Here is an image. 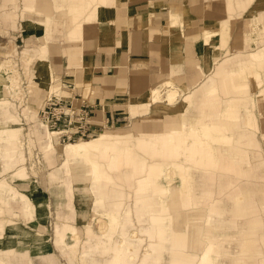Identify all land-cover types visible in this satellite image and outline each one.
I'll return each instance as SVG.
<instances>
[{
  "label": "bare ground",
  "instance_id": "bare-ground-1",
  "mask_svg": "<svg viewBox=\"0 0 264 264\" xmlns=\"http://www.w3.org/2000/svg\"><path fill=\"white\" fill-rule=\"evenodd\" d=\"M46 1L23 0L20 8L23 9L21 15L23 17H32V13L38 15L39 19L37 20L42 21L39 24L40 32L43 34L46 27L52 26L50 24L52 19L57 20V23L53 24L59 26L58 19H54L51 14H43L42 7L46 5ZM50 1H52V6L56 11H63L66 16H69L67 19L70 20L72 27L67 38L70 41L81 40L83 18L91 7H110L117 3V0ZM13 3L15 4V0ZM176 11L178 13L169 12L172 26L175 29L179 27L180 21H182L181 11ZM15 14L11 13L9 8L3 11L4 17L13 18ZM218 31L220 29L204 32L202 43L204 50L215 45L216 35L222 36L221 31ZM43 49L47 52L46 47ZM214 59H218V54L213 55ZM256 62H259L264 68V48L262 54L251 56V61L245 60L242 54L233 52L232 55L226 56L218 62L217 75L209 74L195 92H186L183 87L178 86L172 80H167L141 96L153 104L154 115L159 116V118L164 115L166 110L178 106L180 111L174 112L165 121H143L135 125L137 126L136 129H101L94 136L70 140L62 146L63 159L60 170L67 175L73 173L74 176H77L78 171L74 165L82 166L83 176L87 181L90 180L93 183L89 191L94 193L96 204L103 208L104 213L110 218L111 231L107 233L108 237L113 236L114 231L121 223V210L125 198L124 182H128L129 186L133 187L137 209L142 212L145 211L147 220L154 225L152 231H147L152 251L149 247H144L145 254H151L156 248H160L161 251L164 250L166 243L174 238L176 245L183 248L180 254L183 259H173L171 264H211L215 260L213 252L216 243L211 238L213 225L206 209L197 208L196 214L190 218L184 214L186 210L196 208L192 197L196 174L208 182L214 179V172L219 169L236 171L241 174L252 173L250 153L245 145L259 146L260 141L257 136L259 121H256V116L247 105H244L245 108L243 109H238L237 104L239 102L249 101L247 96L240 98L236 95L228 99L222 98L221 87H226L227 82L226 80L223 81L221 76L222 74L227 77L234 76L237 71L248 68L250 64H258ZM3 65H0L1 77L7 73V62ZM35 66L38 67L36 77H44L50 74V64L47 62H38ZM52 67L54 68L53 65ZM261 76L260 71H255L251 75V85L254 89L256 85L258 86L255 100L257 102H260L264 97V82L261 83ZM41 83L47 86L48 96L61 93L58 78L52 77L45 82L41 81ZM4 85L1 93L7 94L10 88L7 83ZM164 85L165 87L167 85L168 89L166 94L164 93L166 98L161 100ZM247 86L243 89V95L244 93L249 94L251 90ZM261 87L263 88L259 89ZM37 93L40 91L37 90ZM132 100L136 101L137 98ZM177 101L179 105H176ZM1 103L9 105L10 101L4 98L0 100ZM259 115L264 127V112L261 111ZM42 124L46 126L44 123ZM22 129L21 126L14 124L3 126L0 128V140L4 141L7 146L21 142ZM36 132L40 140L43 141L44 154L50 157L57 150L55 143L57 141L53 139V137L57 139L55 133H52L47 126L46 129L37 126ZM121 146H134V148L130 151L119 152L118 149ZM136 149L143 152L137 153ZM7 152L8 149H5L3 155H6L9 160H13L12 157L7 156ZM253 154L255 155L254 152ZM18 156L22 164L12 171L11 177L18 180H28V184L36 186L38 183L30 177L28 168L23 163L25 160L24 152L21 151ZM115 169L122 173V180L119 179L121 177L117 173L116 175L113 173ZM52 177L53 180L62 178L57 171L52 172ZM6 178V176L0 178V264H34L32 257H28L27 253L29 247L35 248L36 244L28 245L22 241H29L34 237V232L26 226L25 222L31 226H39L36 210L32 200L23 191L6 181ZM176 178H178L177 184L175 183ZM66 183L67 180L64 181V184ZM231 185V182L225 184L220 182L217 192H221ZM212 192L208 190L207 195L211 196ZM16 201H19L18 209L25 218L24 221L19 217L20 212L15 211L14 202ZM242 203L244 207L252 205V194L249 188L244 189ZM124 210L131 217L130 208L128 210L124 208ZM179 221L183 222V225L192 226L193 232L182 234L174 231L175 229L172 228ZM67 230L73 234V237H78L76 226L68 224L63 229H58L63 240ZM132 233L134 234L135 230L130 232V235ZM138 238L142 245L145 238ZM71 248L75 251L77 244L72 245ZM111 248L114 256L108 264H123L126 254L130 252L129 256L132 258L138 250V248L132 247L125 237L121 239L119 244ZM84 260L83 263L88 264L85 257ZM260 262L264 264V257L261 258Z\"/></svg>",
  "mask_w": 264,
  "mask_h": 264
},
{
  "label": "crops",
  "instance_id": "crops-1",
  "mask_svg": "<svg viewBox=\"0 0 264 264\" xmlns=\"http://www.w3.org/2000/svg\"><path fill=\"white\" fill-rule=\"evenodd\" d=\"M51 2L47 0L46 5L42 7V11L44 14H51L54 19H58L59 26L53 24L57 23V20L52 19L50 21L52 26L46 27L43 40L33 45L32 50L28 51L34 56L31 60L36 63L47 62L50 64V69H54L52 65L61 67L62 70L73 67L76 72H79L80 77L85 78V80L90 79L94 87H99L102 93L108 91L115 93V103L122 104L124 111H120L121 106L110 105V108L112 111L117 109L118 113L116 114H123L125 117V113L128 112L129 119L130 117L139 116L135 125L143 121H165L174 112L166 110L164 115L159 118V116L154 115V107L151 106L148 113L137 112L134 114L131 113L129 108L130 100L144 96L167 80H172L178 86L183 87L185 91H194L196 88L201 87L206 77L211 74L210 71L216 64L213 63L215 62L213 55H225L219 59L221 61L226 56L232 55L233 52H238L244 56L245 60L251 61V56L262 54L264 47V33L262 31L259 33L260 30L264 29V0H117L115 6L96 7L97 9L91 7L87 11L83 18L82 38L78 41H70L67 38L72 27L70 20L67 19L69 16H66L63 11H56ZM10 3L12 4L13 0ZM2 4L3 1L0 0V17L3 18L0 30L3 33L15 29V26L20 23V19H25L28 23L32 22L30 26L27 25V28L30 30L37 29L40 32L39 24L42 21L37 20L39 17L36 19L37 25L31 21V17L19 16L20 18L17 17L15 20L8 17L4 18L1 9ZM175 8L181 11L180 14L182 13L180 15L182 21H180L177 29L172 26L169 16L170 10ZM17 13L19 15V11ZM32 14L36 15L35 13ZM61 15L66 16L65 21L61 20ZM224 28H229L227 46L219 47L216 44L210 49L204 50L202 44L204 32L216 29L222 31ZM259 34L261 41L259 40ZM59 36H62L66 44L58 47L57 53L54 54L51 49L55 43L50 41L57 39ZM248 38L249 42H247ZM60 44L62 45V43ZM43 47L47 48V52L44 51ZM12 48L11 39H7L5 34L0 33V53L11 51ZM256 63H258L259 70L263 74V67L259 62ZM36 69L38 70V68ZM62 76L67 78L64 73ZM69 79L73 80L74 78ZM255 87L258 88L257 85ZM263 101L264 97L259 102V108L264 107ZM27 105L30 107L29 100ZM0 110L4 111L2 108ZM12 116L17 120L16 114H12ZM10 120L12 119L5 116L4 120H0V122L6 125ZM136 128L137 126H135ZM257 133L260 141L259 146L247 148L250 153L252 173L239 174L236 171L219 169L214 172V179L208 182L200 178L199 174H196L192 197L198 202L199 206L188 209L183 214L190 218L193 214H196L197 208L206 209L209 214L213 225L211 238L216 243L213 252L215 260L211 264H261L260 260L264 257V143L263 133L261 132L262 135L259 131ZM28 134L29 132H26L23 136L26 157L29 153L27 150L29 145ZM6 147L8 146L5 145L2 148ZM3 153L4 150L0 153V159L4 157L6 164L5 167H2L1 161L0 174L10 167L17 166L19 162L21 163V161L9 160ZM74 166L79 167L78 164ZM60 167L61 164H58L51 170L50 178H53V171L59 172L61 177L67 175L60 170ZM77 171L80 174L78 169ZM220 182L224 184L231 182L232 185L221 192H217ZM245 188H249L252 194L251 204L253 205L247 207H244L242 203ZM208 190L213 191L211 196L207 195ZM41 191L43 194L39 192L33 195V198L35 199L38 224L47 231L51 228L53 220H55L54 224L59 220V208L56 210L53 197L49 196V193L46 196L43 189ZM74 201V223L70 221H59L57 223L56 244L69 247L72 252V256L69 257L77 258L82 264L85 261L84 257L86 262L89 263L87 256L91 260L90 264H108L114 255L110 259L109 256L101 261L96 259L93 253L94 239H90L89 248H86L77 256L80 241L79 227L85 224L89 213H86L87 207L85 208L86 212H84V204L80 202V198H77V194ZM253 210L255 212L251 214ZM137 216L139 222L135 223H130L134 219L127 216L130 222L126 230L130 237H132L130 232L133 230L145 231L147 234V231L154 229L153 224L149 223V226H147L144 222H140L141 220L144 221L143 218H147V215L137 214ZM64 217L65 215H62L61 218ZM182 223L181 221L176 222L175 227L173 226L172 229L182 234L193 232L192 226L183 225ZM25 224L34 232V226L29 225L27 222ZM68 224H74L78 231V237H73L74 241L70 244L67 243L66 239L63 240L58 232V229H63ZM91 226L89 222L87 228L90 231H92ZM105 226L106 228L102 231V234L98 235L101 241L97 244H104V247L119 244L121 240L114 238V234L112 237L107 236V233L111 231V228H107L110 226V219L109 221L105 220ZM68 233L73 236L69 230H67L66 235ZM90 233L94 234L93 231ZM104 237L109 241L111 240L112 243L108 245L107 239L106 241L105 239L102 240ZM147 237L148 242H150V237L148 235ZM126 241L129 244H134H131L132 247L138 243L139 246H142L139 238L128 237ZM175 241L176 239H171L169 244L166 243L164 250L161 251L160 248H156L149 255L144 252L131 258L129 254H126L122 263L171 264L177 258L183 259L180 256L183 248L176 245ZM74 244H77L75 251L71 248ZM48 245V243H45L43 247L48 249ZM136 253H138V250ZM34 256H32L33 263L37 264ZM50 258L51 263L47 260L48 263L59 264L57 257Z\"/></svg>",
  "mask_w": 264,
  "mask_h": 264
},
{
  "label": "rangeland",
  "instance_id": "rangeland-1",
  "mask_svg": "<svg viewBox=\"0 0 264 264\" xmlns=\"http://www.w3.org/2000/svg\"><path fill=\"white\" fill-rule=\"evenodd\" d=\"M2 1H3V4L1 5V9L3 11H5V9L9 8V11L11 13H16L15 15H13L14 20L19 16L21 17V15L23 13V9H20V8H21L23 0H15V4H13V3L11 4L10 3L11 0H2ZM166 10H167V8H166ZM174 10L175 9H171L170 11L177 12L176 10L175 11ZM18 11H19V15L17 13ZM0 16H1V14H0ZM37 17H38V15L32 14L31 21H33V23L35 25H37V21H36ZM60 17H61V20H63V21L66 20V16L61 15ZM8 18H10V17H8ZM2 19L3 18L0 17V24L2 22ZM19 22L20 23L17 26H15V29L10 30V32L8 31L6 33H3V31L0 30V33L5 34L7 39H11V42L13 45V48H12L13 50H11V51L9 50L8 52H1L0 53V65H3V63L7 62V66H6V68H7L6 72L7 73H5L4 77H1V75H0V100L7 98L11 103L9 105L3 104V103L0 104V108H2L4 110V111L0 110V120H4L5 116H6V118L12 119V120H10V122H7L6 125H5V123L0 122V127H2V125L7 126V125L14 124L17 126H21L23 129H22V134H21V142H17V143L12 144L11 146H8L6 148H2L3 146H5V145H3L5 142L0 140V153L2 150L8 149L7 156L12 157L14 162L21 161L19 159L18 154L21 151H23L25 154V150H24L25 146H24L23 136L26 132H29V134H28L29 145L27 148L29 153L27 154V157L25 154V160L23 163H25V165L27 166L30 177L32 179H35V181L38 184L36 186L35 185L33 186V185H30V183L28 184V180H18L16 178L13 179L11 177L12 171L15 169V167L22 164V162L21 163L19 162L17 166L10 167V168L6 169L2 174H0V178H2L3 176H6L7 177L6 181H9L10 183H12V185L14 187L18 188L20 191H23L32 200V204H33L35 210H36V205H35V199L33 198V195H36L39 192H41L40 194H43L41 189H43V191L46 193V196L49 193L50 194L49 196L53 197L52 199L54 201V204L56 205V210L59 208V210H58V219L59 220L57 222H55V224H54L55 220H53V223L51 224V228H49V230L46 231L42 226H34V228H33L34 229V233H33L34 237L31 238V240H29V241H27V240L22 241L23 243L25 242L28 245L36 244L35 248L29 247V251L27 253V256L32 257V256L36 255V256H34L35 257L34 260L37 264H50L51 263L49 261L51 259L50 257H57V262L59 264H82L81 262H79V260L77 258H70L69 257V256H72V252H71L69 247L61 246L60 244H56V242H55L57 223L59 221H67V222L70 221V222L74 223V215H75L74 198H75V195L77 194V198H80V202H82V204H84L83 205L84 210H85L84 212H86L85 208L87 207L88 210L86 213H89V217L87 218L85 224L81 227L78 226L80 229V231H79L80 232V241H79L77 256H78V254L82 253L83 250H85L86 248H89L88 246H90V239H94L93 243H95V246L93 247L94 248L93 253L95 254V258L99 259V261H101L103 258L106 259V256H109V259H110L114 255L112 248L110 246L104 247L103 246L104 244H101V245L97 244V242L99 243L101 241V239H99L98 235L102 234V231L106 228L105 220L109 221L110 218L108 215H106L104 213L103 208H100L96 204L94 193L92 191L91 192L89 191L90 188H92L93 183L90 182V180L87 181L86 178L83 176L82 166L79 165V167L78 166L76 167L79 170L80 174H82V175L78 174V176H74V174L72 173L70 175H63L62 178H59L57 180H53L52 178H50L51 170L56 165L61 164V161L63 159L62 146L65 145V143L67 141L66 142H60L58 139L53 137L54 141L55 140L57 141V142H55L56 146H57V150L50 157H47L44 154L43 147H42L43 141L40 140V137L38 136V134L36 132L37 126L46 129V126H44L42 124V121L40 120L39 115H38L39 107L43 104V102L48 97V95H47L48 88H47V86L42 84L41 81L45 82L46 80H49V78H52V77L58 78V81L60 82V86H61L59 88V90L61 91V93L59 95L66 96V97H72V96L74 97V95L76 93H83L84 92L85 96L88 95L92 101L95 100L94 101V103H95L94 111L96 114L95 115L96 120H98V121L101 120L102 116L105 115L104 113H106V115L110 117V121H109L110 123L107 126H103L102 124L97 126V131L94 135H96L101 129H112V130L117 129V128H119V129H135V123H136L139 116L130 117V119H129L128 114H127L128 112L125 113L126 117L123 114H120V115L116 114V113H118L117 109L112 111V109L110 108V105L121 106V107L123 105L122 104L119 105V103H115V99H116V97H114L115 93H113L111 91L102 93L99 87H97V86L94 87V85L92 84L90 79L85 80V78L83 79L82 77H80L79 72H76L73 69V67H69L68 69L62 70L61 67L54 66L55 70L51 69V71H49L50 74L45 75L44 77L43 76L42 77H39V76L36 77V73H37L36 68H38V67L35 66L36 62L34 60H31V58L34 56L32 55L31 52L28 53V51L32 50V48L34 47L33 45H36L43 40V33L39 32V30H37V29H34V30L28 29L27 25L29 24V26H30L32 22L28 23L27 21H25V19H20ZM228 29L229 28H224V30H222L221 32L218 31L222 34V36L221 37H218V35L215 36V38H216L215 45L218 44L219 47L227 46V43L229 41ZM261 31L264 33V29L260 30L259 33H261ZM259 40L261 41L260 34H259ZM50 42L55 43L52 45V49H51L52 53H54V54L57 53V50L59 49L58 47L66 44L63 41L62 36H59L57 39H54ZM247 42H249V38L247 39ZM60 43H62V45ZM26 51L28 54L26 53ZM224 56L225 55H221V56L219 55L217 60L214 59L215 62H213V63H216V64L215 65L213 64L214 66H213L212 70L210 71L212 75H217L216 71H217L219 59H221ZM43 62L44 61H42V63ZM74 66H78V65H74ZM241 70L242 71H237L238 74L236 73L234 76H230V77L224 76L222 74L221 78L223 81L226 80L227 84H226V87H223V86L221 87V91H222L221 96L223 99H228L229 97L236 96V95L240 98L246 97V96L249 98L248 102H245V101H244V103H243V101L239 102V104H237L238 109H240V108L243 109L247 105L253 111L254 115L256 116V121L257 122L259 121L258 131L260 133L261 132L263 133V142H264V127H263V123L260 120L261 118L259 115V114H261V111L264 112V107L261 106V110H260L259 102L255 101L257 98L256 88L254 89L253 85H251L252 84L251 75L255 71H260L259 66H258V64H252V65L250 64L248 66V68L246 67L245 69H241ZM263 72H264V68H263ZM0 73H1V71H0ZM63 73H64V76H67V78L62 76ZM76 75H77V79H76ZM68 77L69 78L73 77L74 79L71 80ZM263 78H264V73L262 74L261 83L264 82ZM233 82H235V83H233ZM4 83H7V86L10 88V91L7 94L1 93L3 88L5 87ZM48 84H50V83H48ZM248 84H249V86H247ZM246 86L248 89H251L249 91L250 95L245 94V93L243 95V89L246 88ZM233 88H235V89H233ZM262 88L263 87H261L259 89H262ZM90 89L93 91V93H91ZM167 89H168L167 85H166V87L164 85L163 97L160 98L161 100H164L166 98L165 94H166ZM196 89L194 90V92L196 91ZM223 89H226V90L223 91ZM37 90H39L40 93L36 94ZM186 92H190V91H186ZM54 94H56V93H54ZM252 94L253 95L255 94L254 95L255 97ZM28 100L30 101V107L27 105ZM147 100H148L147 98H142V97L137 98L136 101L130 100L129 101V108H130L131 113H134V114H136L137 112L148 113L150 111L151 106H153V104H150ZM225 103H227V102H225ZM176 105H179L178 101L176 102ZM263 105H264V101H263ZM9 106H10V108L8 110ZM127 106H128V103H127ZM120 111L123 112L124 108L122 107L120 109ZM168 111L179 112L180 109L177 106V107H173L172 109H169ZM12 114L17 115L16 116L17 120L12 118V117H14V116H12ZM262 133H261V135H262ZM213 134H215V132H213ZM212 136H215V135H212ZM85 138H87V137H85ZM251 147H253V145H249V144L245 145V148H251ZM133 148H134V146H129V147L128 146H121L118 150H119V152H122V151L125 152V151L133 150ZM135 151H137V153H140V154L143 152L140 149H136ZM1 161H2V167H5V164H6L5 158L2 157L0 159V166H1ZM51 161H52V163H51ZM2 167H0V169ZM113 173L115 175L117 173L119 175V177H121L119 179H121V180L123 179V175L120 172V170L115 169V170H113ZM239 174H241V173H239ZM162 179H164V178H162ZM177 179L178 178H176V180H175L176 184L178 183ZM65 180H67L66 184H64ZM193 185H194V183H193ZM124 190H125V192H124L125 198H124V205L122 206V210H121L122 211L121 212V224L118 226L117 230L115 231L114 238H116L117 240H121L124 237L126 239L128 237L134 238V239H136L138 237H143V238H145V240L142 241V246H139L138 245L139 243L134 246V247L138 248V253H135L134 255H138L139 253L143 254L145 252L144 247H149V249L152 251L151 246L148 244L149 239H148L145 231H139V233H138L135 230V233L134 234L132 233V235H131L132 237H130L127 233L126 229L129 225L130 221L127 217L129 214L126 215V211L124 210V208H126V210H128V208H130L129 213L132 214L131 219L132 218L134 219L133 222H130V223L139 222L137 219V217H138L137 214H143L144 213L143 215L146 216L147 213L145 211L142 212V211L137 209L135 193H134L133 187L129 186L128 182H124ZM194 201H195V204L197 206L198 202L195 199H194ZM14 203H15L14 204L15 205V211L20 212L19 211L20 209H18L19 201H16ZM41 204H42V202H41ZM2 212H4V211H2ZM253 212H255V211L253 210L251 212V214ZM62 215H65V217L61 218ZM19 217L21 220L25 219L23 217V215L21 214V212L19 213ZM143 220L144 221L141 220L140 222H144L145 224H147V226H149V221L147 220V218H143ZM89 222L92 225L91 230L93 231L94 234H97V235L90 233L92 231L88 230L87 224ZM131 226L134 227L133 225H131ZM107 228L110 229V226ZM125 232H126V234H125ZM50 234H51V236H50ZM133 235H136V236H133ZM52 236H54V237L52 238ZM65 239H66L67 243H69V244L73 243V241H74V238L70 233H68L66 235ZM87 239H88V241H87ZM104 239L106 241L107 238L104 237L102 240H104ZM53 240H54V242H53ZM45 243L49 244L47 247L48 249H45V247H43ZM54 243H55V245H54ZM107 243H108V245H110L112 243V241L111 240L109 241L107 239ZM130 244H132V243H130ZM167 244H169V242ZM132 245H134V244H132ZM55 249H56V251H55ZM87 259L89 260L88 264H90L91 260L88 256H87ZM47 260L50 263H48Z\"/></svg>",
  "mask_w": 264,
  "mask_h": 264
},
{
  "label": "built area",
  "instance_id": "built-area-1",
  "mask_svg": "<svg viewBox=\"0 0 264 264\" xmlns=\"http://www.w3.org/2000/svg\"><path fill=\"white\" fill-rule=\"evenodd\" d=\"M94 101L84 92L76 93L74 97L53 94L39 107L38 115L60 142L90 137L96 133L97 126L110 123L106 113L101 120H96Z\"/></svg>",
  "mask_w": 264,
  "mask_h": 264
}]
</instances>
